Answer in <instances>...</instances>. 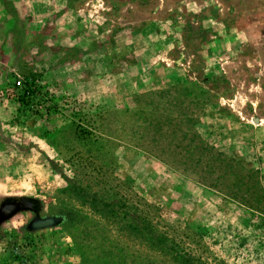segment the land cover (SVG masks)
<instances>
[{"label":"rangeland","instance_id":"374dc122","mask_svg":"<svg viewBox=\"0 0 264 264\" xmlns=\"http://www.w3.org/2000/svg\"><path fill=\"white\" fill-rule=\"evenodd\" d=\"M53 163L201 264H264V0H0V264H180L61 226Z\"/></svg>","mask_w":264,"mask_h":264},{"label":"trees","instance_id":"16d2710c","mask_svg":"<svg viewBox=\"0 0 264 264\" xmlns=\"http://www.w3.org/2000/svg\"><path fill=\"white\" fill-rule=\"evenodd\" d=\"M32 83L34 79L27 80V90L24 92V99H31L33 93ZM81 133V135H83ZM83 138L85 135L82 136ZM53 169L60 171L62 178L67 184V190L71 194L75 204H67L63 202L58 205L51 204L50 216H53L59 221L63 227L74 226L89 219V215H94L102 218L110 223L120 224L122 221H130L127 227L131 232L143 235L156 248L167 249L172 252L176 262L180 264H201L187 252L173 244L168 236L161 234L151 221L136 215L132 218L133 206L126 200L114 202L106 198L102 190L95 191L92 186L84 185L78 178H71L62 172V169L57 164H52ZM79 206V207H78ZM80 208L86 210L82 211Z\"/></svg>","mask_w":264,"mask_h":264},{"label":"built area","instance_id":"2783aa9c","mask_svg":"<svg viewBox=\"0 0 264 264\" xmlns=\"http://www.w3.org/2000/svg\"><path fill=\"white\" fill-rule=\"evenodd\" d=\"M18 84L20 85V84H21V82L19 81V82H18Z\"/></svg>","mask_w":264,"mask_h":264}]
</instances>
